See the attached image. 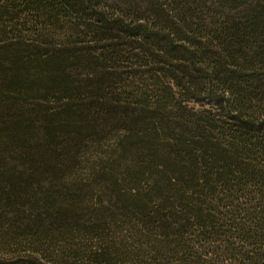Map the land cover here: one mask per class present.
<instances>
[{"label": "trees", "instance_id": "obj_1", "mask_svg": "<svg viewBox=\"0 0 264 264\" xmlns=\"http://www.w3.org/2000/svg\"><path fill=\"white\" fill-rule=\"evenodd\" d=\"M0 264H264V0H0Z\"/></svg>", "mask_w": 264, "mask_h": 264}]
</instances>
